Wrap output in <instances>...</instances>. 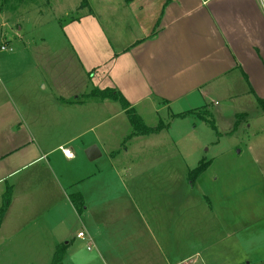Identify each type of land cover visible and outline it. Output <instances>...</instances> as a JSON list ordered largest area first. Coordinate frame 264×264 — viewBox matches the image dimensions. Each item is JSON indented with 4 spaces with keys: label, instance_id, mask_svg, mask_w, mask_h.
Returning <instances> with one entry per match:
<instances>
[{
    "label": "crops",
    "instance_id": "crops-1",
    "mask_svg": "<svg viewBox=\"0 0 264 264\" xmlns=\"http://www.w3.org/2000/svg\"><path fill=\"white\" fill-rule=\"evenodd\" d=\"M87 2L91 13L76 17L64 26L63 30L67 35H70V29L74 26H77L74 31L80 32V35L73 37L72 44L70 35L68 39L70 45L76 47L74 49L79 52L81 60L87 54L88 59L93 61V57L88 54L92 49L95 50V54L100 52L98 47L91 48L86 43V34L82 28L87 21L90 33L96 34L104 42L106 40V44L109 43L111 46V51L106 53L107 56L100 52L102 57L93 61L89 67L90 69L99 67L97 75L102 72L104 75L108 74V77L103 76L104 79L96 80L98 85L94 84L95 87L119 89L143 120L145 118L139 109L143 104L158 112L161 108H168L171 104L179 102L188 93L203 91L201 89L204 85H212L216 79L218 82L219 77L226 76L238 67L247 75L248 81L255 85L250 79L247 63L244 58L237 55L232 42L228 39L231 33L224 25L226 12L231 8L229 5L220 7V0H172L167 5V0H87ZM92 18L98 22L99 19L103 21L105 19V24L102 25L100 22L93 25L89 21ZM156 28L157 34L152 37ZM121 33L126 36L122 37ZM196 39L199 42L196 43ZM200 54H203L205 61L218 62L221 66L220 71L217 68L212 69L209 65L206 72L196 71L194 63L199 61ZM121 78H124V84L120 82ZM100 81L103 82L99 84ZM202 94L201 101H205L208 94ZM78 95H74V98ZM17 99L18 101H15L14 97L6 101L2 99L3 102L0 104V110H7L5 115L11 111L13 117L18 119L14 122L16 126L19 124L20 130L23 127L22 131H18L20 142L9 140V146L4 140L5 137L0 140V209L5 191L8 187L12 188L11 204L0 226V234L12 226L14 230L23 231L35 227L41 230L48 228L51 232L56 230L57 233L59 228L60 235L56 238L52 253L57 246L67 245L61 264H97L100 256L104 260L108 258V262L105 261L104 264H146V254L147 260L150 257L151 260L158 259L160 264H179L180 261L170 259L168 252H161L164 260L156 252L163 248L161 240L170 229L174 239L173 247L179 258L182 257L181 261L190 262L192 258H198L199 264H264V193H260L258 199L256 197L251 199L254 207H250L251 203L243 202L245 208L241 205L236 208L230 200L233 196L238 198L244 189L234 193L229 190V186L226 191L221 188L222 197L217 196V201L221 200L222 207L226 209L221 214L214 206L213 200L200 189V184L205 183L207 171L198 178V182L197 180L190 182L188 173L191 167L181 152L174 154L173 161L181 164V170L174 166L158 167L159 170L153 168L151 174L144 175L145 178L151 177V180L147 181L141 177L143 174L141 171L135 170L141 174L139 176L135 171L132 173L127 170L121 173L114 167L120 151L115 149L113 156L107 154L106 148L108 149L110 145L107 138H111L110 135L114 132L110 129L113 120L120 116L128 118L121 105V108L110 107L112 101L109 100L71 103L70 99L62 96L53 98L51 104L58 100L56 111L61 114L62 110L70 108L76 110L77 107L87 108L91 105H95L96 109L104 108L108 114L104 116L100 126H110L107 136L105 131L100 135L97 126L92 127L91 133L96 134L91 141L86 139L85 135H76L74 138L69 136L56 142L46 135L39 136L48 132L47 129L54 126L56 120L43 121L46 115L44 107L40 104L39 108H36L27 100L20 99V107L14 106L13 103L19 102L18 97ZM113 109L116 112L111 114L109 110ZM16 126L8 122L1 125L0 130H3L7 140L9 129ZM95 144L101 152L104 151L108 159L112 160L111 168L95 170L93 164L85 167L79 165L84 157L88 159L86 149ZM62 148L68 149L73 155L67 157ZM248 149L253 164L259 169L264 188V169H261L255 153V144L251 143ZM104 153L102 152L99 158L103 157ZM126 153L128 154L129 150H126ZM78 158L79 163L75 166L72 162ZM180 178L184 182H190L186 198L174 200L173 197L167 199L160 196L165 185ZM146 182H152L150 189L160 194L152 205H147L144 200L140 203L136 198L139 191H144L143 186ZM150 186L146 183L145 189ZM194 189L199 190L197 194L194 193ZM77 193L84 197L85 206L82 213L77 212L70 197ZM125 197L132 200L121 202H134V206L122 205V208H119L115 204L118 199ZM66 201L72 206L68 216L61 213L64 212L65 206L61 211L58 210ZM226 205H231L232 210L227 209ZM134 208L138 214L137 223L141 219L146 222L145 232L148 233L149 239L145 241L134 231L135 218L132 224L125 223L123 219L128 217L126 210ZM152 215L155 225L149 221ZM66 218L70 219V222L65 220ZM76 220L82 222L78 235L83 230L86 233L84 237H77L85 238L88 234L91 235L86 238L88 242L86 250L83 251L76 250L75 239L67 227V222L71 225ZM185 233L189 235L190 240L181 247ZM131 242L145 251L144 256L140 252V262L132 260L128 262L124 259L126 255L133 256L137 252L134 244L130 248L127 247ZM156 242L159 243L158 246ZM238 250L242 255H229L228 261L224 259L225 255L221 257L206 255L209 252L229 254ZM141 257L144 260H141ZM196 262L193 260V264Z\"/></svg>",
    "mask_w": 264,
    "mask_h": 264
},
{
    "label": "rangeland",
    "instance_id": "rangeland-1",
    "mask_svg": "<svg viewBox=\"0 0 264 264\" xmlns=\"http://www.w3.org/2000/svg\"><path fill=\"white\" fill-rule=\"evenodd\" d=\"M82 3L83 0H8L6 2L0 0V104L2 99L6 101L14 97L15 101H18V97V103L12 102L16 107H20V99L27 100L32 107L39 108V104L43 106L46 115L43 121L56 120V123L47 129L48 132L41 133L39 136L46 135L56 142L69 138V136L74 138L76 135H85L86 139L91 141L96 134V132L91 133L92 127L97 126L100 135L105 131L106 136L108 127H110L100 126L104 116L108 114L104 108L96 109L94 108L95 105H91L87 108L77 107L76 110L72 108L62 110L61 114L56 111L58 100L51 104L59 96L72 101L85 100V96L95 88V85H98L96 80L104 79L103 76L108 77V74L104 75V72L97 75L99 67L93 68L94 70L89 67L93 61L102 57L100 52L107 56L106 53L111 51L109 43L106 44V40L104 42L96 34L90 33L88 30L89 23L86 21L87 23L85 22L82 28L86 34V43L91 48L98 47L100 52L95 54V50L92 49V51H88V54L93 57V61L88 59L87 54L81 60L79 52L74 49L76 47L72 45V48L68 40L71 35L72 44L73 37L80 35L79 30L74 31L77 26L70 29V35H67L63 30L73 17H82L91 13L89 7L81 6ZM222 5H229L231 8L230 11L226 12L225 25L221 23L231 33L228 39L232 42L234 51L239 57L244 58L248 65L250 79L255 84L252 83V89L244 77L243 70L238 67L226 76L219 77L218 82L216 79V81L213 80L212 85H204L201 89L204 92L196 90L188 93L179 102L171 104L168 108H161L158 112L143 104L139 109L148 126L156 127L164 122L168 127L164 128L158 135L152 134L139 138V136L132 135L133 126L127 117H117L111 124V132L112 129L114 132L111 133V138H107L110 145L108 149L106 148L107 154H112L115 149H119V157H116L118 159L115 160L114 166L119 172L125 173L130 170L133 173V171L138 170L143 174L135 172L146 181L151 180V177L145 178L144 175L151 174L153 168L159 170L158 167L169 168L174 166L181 170V164L173 162L174 154L177 152H181L188 159L191 169L199 166L203 159L212 160V165L205 173V183L200 184V189L202 193L213 200L214 206L221 211V214L226 210L222 207L221 200L217 201V196L222 197L221 188L226 191L229 186V190L234 193H239L237 190L244 189L242 194H238V198L233 196L234 199L230 200L236 208L239 205L245 208L243 202L251 203L250 207H254L255 204L251 199L255 197L258 199V196L264 193L261 174L258 167L253 164L248 152L249 145L254 143L261 169H264V111L251 92L253 90L258 97H264V0H220V7ZM89 21L93 25L100 22L102 25L105 24V19L104 21L99 19L100 22H98L92 18ZM121 36L125 37L126 35L121 33ZM197 40L196 43L199 42ZM3 45H6L8 49L2 50L1 46ZM202 55L200 54L199 61L194 63L196 71L206 72L209 66L220 71L221 66L218 62L205 61ZM107 68L109 69V67ZM102 82L100 81L99 84ZM120 82L124 84V78H121ZM204 93L208 94V98L201 101L200 94L204 95ZM76 94L79 95L74 98ZM110 103V107H120L119 103L113 101ZM205 108L212 113L217 129L199 119L197 115L188 113L193 109L200 111ZM6 111L0 110V124L8 122V124L12 123L16 126L14 122L18 121L17 117H13L11 111L5 115ZM65 111L67 112L64 116ZM109 112L112 114L116 110H109ZM185 113L187 115L183 119L173 116ZM242 113H247V115L245 119H242V123L235 127L238 121L237 116ZM19 126L18 124L14 129H9L8 140L3 130H0V140L5 137L4 140L9 146V140L20 142ZM22 130L23 127L20 131ZM126 150H129L128 154ZM102 152L104 153L103 150ZM79 160L78 158L72 164L77 166ZM111 162L112 160L108 159L104 153L103 157L95 160L94 163L84 157L79 165L85 167L93 164L95 170H98L111 168ZM65 165L69 168L67 163ZM189 178H191L190 175ZM190 182H192L191 179ZM146 183L152 186V182ZM146 183H144L143 192L137 193L135 190L134 193H137L136 198L140 203L144 200L147 205H152L155 198L160 194L167 199L172 197L174 200L184 199L190 190L189 183L182 181L181 178L165 185V189H162L160 194L152 191L151 186L145 189ZM197 191L199 190L194 189V193ZM139 196L141 200H139ZM122 200L131 201L132 199L130 197L118 199L115 204L119 208H122V205L134 206V202H121ZM63 207L64 212L61 213L68 216L72 207L70 202L66 201L58 210L61 211ZM226 208L232 210L231 205H226ZM131 210H126L128 217L123 218L125 223L132 224L135 218V222H133L134 231L137 232L141 240L149 239L148 233L145 232L144 223L146 222L141 219L137 223L136 209ZM245 212L244 210V214ZM61 213L58 214L62 216ZM65 220L70 222L68 218ZM149 221L155 225L153 215L150 216ZM68 222L67 227L75 239L76 250H86L85 247L88 242L86 238L91 235L78 238V231L82 227L81 220L78 222L76 220L71 225H68ZM157 225L159 226V223ZM169 226L170 224H168ZM59 235V228L57 233L56 230L51 232L48 228L41 230L32 227L21 231L14 230L13 226L12 228L8 227L0 234V264H52L57 250L63 245L57 246L55 254L52 253L55 247L54 243ZM171 235L170 229L167 230L164 239L161 240L163 248L156 250L162 260L164 258L161 252L166 251L169 253L167 255L170 259L180 261L179 264H193V260L197 261L195 264H199L198 258H192L193 260L190 262L181 261L182 257L179 258V254L173 247L174 239ZM188 240H190L189 235L185 233L181 247ZM133 244L131 242L127 247L130 248ZM134 245L137 252L133 256L128 254L124 257L128 262L131 260L140 262L141 253L143 256L145 255L144 250L137 248L136 244ZM209 254L219 257L225 255L224 259L228 261L229 255L241 256L242 252L238 250L229 252V254L223 252L206 253V255ZM150 258L147 260L146 254V264H160L158 259L151 260ZM141 260L144 258L141 257ZM105 261L108 262V258L104 260L100 256L97 264H104Z\"/></svg>",
    "mask_w": 264,
    "mask_h": 264
},
{
    "label": "trees",
    "instance_id": "trees-1",
    "mask_svg": "<svg viewBox=\"0 0 264 264\" xmlns=\"http://www.w3.org/2000/svg\"><path fill=\"white\" fill-rule=\"evenodd\" d=\"M8 0H5V2ZM49 1V0H48ZM172 0H167L166 5L171 2ZM87 6L89 7V4L87 2V0H83V3L81 6ZM90 9V8H89ZM76 17H73V19H70V21L72 22L73 20H75ZM157 28L153 34L152 37H155V35L157 34ZM244 77L245 79L248 81V78L246 76V74L244 73ZM250 84V88L252 89V84L250 81H248ZM252 94L255 96V98L257 99V102L259 104V106H261V109L264 111V97H258L253 90H251ZM104 100H109V101H114L117 102L121 105L122 109L126 112L129 121L132 123L133 126V132L132 135L135 136H149L150 134H154V133H159L161 132L164 128H167L168 125L165 124L164 122H161L160 125L154 127V126H148L146 124V122L142 119V117L140 116V114L137 112L136 108L127 101V99L125 98V96L123 95V93L115 88V87H107V88H100V87H95L93 88V90L87 94L85 96V100H78V101H72L70 100L69 102H90V101H104ZM188 113H193L195 115H197L199 117V119H202L203 121H206L207 123L211 124V126L214 129H217L216 124H215V119L212 118V113H210L209 110L205 109V110H200V111H196V110H191ZM186 113L185 114H177V115H173L177 118H184L186 117ZM247 113H242V114H238L237 118V124L235 127H237L239 124L242 123V119H245ZM131 135V136H132ZM212 163V160H207L203 159L201 161V163L199 164V166H197L196 168L190 169L189 170V175H190V179L192 180V182H195V180H197L200 176H202V174H204L207 171V168L210 166V164ZM11 194H12V188L8 187L7 190L5 191L4 195H3V204L2 207L0 209V226L2 224L3 219L5 218V213L7 212L10 204H11ZM72 199V202L75 206V209L77 210V212L82 213L83 208L85 206V201H84V197L80 194H73L70 196ZM67 248V245L63 244L61 245V247L59 248V250H57L56 256L54 257V261L52 264H61L62 260H63V256L65 254V250Z\"/></svg>",
    "mask_w": 264,
    "mask_h": 264
},
{
    "label": "water",
    "instance_id": "water-1",
    "mask_svg": "<svg viewBox=\"0 0 264 264\" xmlns=\"http://www.w3.org/2000/svg\"><path fill=\"white\" fill-rule=\"evenodd\" d=\"M85 153L87 158L91 161H95L102 155V152L100 151V148L97 144L90 146L88 149H86Z\"/></svg>",
    "mask_w": 264,
    "mask_h": 264
},
{
    "label": "built area",
    "instance_id": "built-area-1",
    "mask_svg": "<svg viewBox=\"0 0 264 264\" xmlns=\"http://www.w3.org/2000/svg\"><path fill=\"white\" fill-rule=\"evenodd\" d=\"M1 49H2V50H6V46H2ZM62 150H63L64 154H65L67 157H69V156L66 154L69 150H68V149H64V148H62ZM85 235H86V233H84L83 231H80L78 236H80V237H84ZM89 249H90V248H89Z\"/></svg>",
    "mask_w": 264,
    "mask_h": 264
},
{
    "label": "clouds",
    "instance_id": "clouds-1",
    "mask_svg": "<svg viewBox=\"0 0 264 264\" xmlns=\"http://www.w3.org/2000/svg\"><path fill=\"white\" fill-rule=\"evenodd\" d=\"M69 157H71L73 154L71 153V151H68L67 153H66Z\"/></svg>",
    "mask_w": 264,
    "mask_h": 264
}]
</instances>
